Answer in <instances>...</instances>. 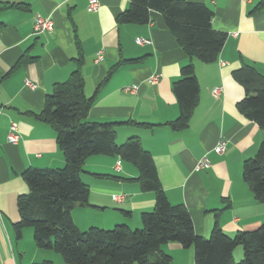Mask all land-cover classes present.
<instances>
[{"label":"crops","instance_id":"1","mask_svg":"<svg viewBox=\"0 0 264 264\" xmlns=\"http://www.w3.org/2000/svg\"><path fill=\"white\" fill-rule=\"evenodd\" d=\"M186 1L210 8L212 28L226 33L214 61L189 58L156 10L144 23L119 22L129 0H98L90 11L88 0H0V264H66L54 249L34 244L32 227L18 237L13 223L19 218L17 197L28 191L21 172L64 164L53 127L32 114L43 110L53 84L76 69L91 98L87 120L115 122L117 143L138 138L167 200L186 207L197 235L209 237L215 223L228 236L261 224L264 202L255 199L241 170L263 132L236 107L245 91L234 72L249 64L264 75V0ZM36 15L51 17L52 28L36 33ZM138 37L149 41L139 44ZM99 51L102 58L95 61ZM189 61L198 99L187 126L174 128L170 122L179 107L171 83ZM154 75L156 82L150 80ZM132 84L136 91L123 90ZM215 87L219 94L212 93ZM11 121L20 134L15 144L7 142ZM219 139L225 141L223 153L213 150ZM203 155L210 164L196 170ZM82 165L89 193L86 204L71 210L78 229L140 227V212L154 207V192L139 188L136 166L110 154L89 155ZM162 249L171 256L168 264H194L192 247L168 242ZM234 250L233 258L242 256Z\"/></svg>","mask_w":264,"mask_h":264},{"label":"trees","instance_id":"2","mask_svg":"<svg viewBox=\"0 0 264 264\" xmlns=\"http://www.w3.org/2000/svg\"><path fill=\"white\" fill-rule=\"evenodd\" d=\"M150 10L162 14L189 58L203 62L217 58L226 33L212 28L210 8L186 0H129L117 20L144 23L149 20ZM179 71L180 78L171 83L179 107L177 118L170 122L174 128L187 126L199 91L192 62ZM80 74L76 69L66 80L54 83L43 110L32 114L53 127L64 164L27 167L21 172L28 191L17 197L19 218L13 223L16 235L19 237L24 227H32L34 244L54 249L66 264H168L171 256L162 249L168 242L192 247L194 264H264V219L253 231L228 236L214 222L209 237L197 235L186 207L167 200L152 156L138 138L129 137L117 143L115 122L87 120L91 98L84 95ZM234 78L245 91L236 107L263 132L255 155L243 162L242 178L255 199L264 202V75L243 64L234 72ZM92 154L116 155L133 163L138 169L134 179L139 188L154 192L153 209L140 212V227L118 223L112 228L90 226L81 230L74 223L72 208L88 201L89 186L80 178V172L85 159ZM238 245L242 248V258L236 262L233 250ZM35 264H52V261Z\"/></svg>","mask_w":264,"mask_h":264},{"label":"built area","instance_id":"3","mask_svg":"<svg viewBox=\"0 0 264 264\" xmlns=\"http://www.w3.org/2000/svg\"><path fill=\"white\" fill-rule=\"evenodd\" d=\"M97 7H98V0H88V9H89V11L90 10H95V9H97ZM52 23L53 22H52L51 17L36 15L35 18H34V23H33L32 26L34 28V31L36 33H39V32L51 29L52 26H53ZM148 41H149L148 39H145V38H142V37L136 38V42L139 43V44L146 43ZM101 58H102V52L99 51L97 53V57H96L95 61L100 60ZM157 78H158V75H154V76L150 77V80L152 82H156ZM25 84L27 86H29L30 88H35V86H36L34 83H32L30 81H26ZM136 89H137V86L135 84L126 85L125 87H123L124 91L131 92V93L136 91ZM220 91H221L220 87H215L214 89H212V93L214 95L219 94ZM17 128H18L17 123L14 122V121H11L10 124H9V128H7L8 129L7 142H10L12 144L17 143V141L20 138L19 130ZM224 145H225V141L223 139H219L218 142L213 146V150L216 153H223L224 150H225V146ZM119 162L120 161L118 160L116 163L119 165ZM209 164L210 163H209L208 157L206 155H203L202 157L197 159V161L195 163V169L197 170V169H201V168L207 167V166H209ZM113 197L117 198L116 195H114Z\"/></svg>","mask_w":264,"mask_h":264},{"label":"rangeland","instance_id":"4","mask_svg":"<svg viewBox=\"0 0 264 264\" xmlns=\"http://www.w3.org/2000/svg\"><path fill=\"white\" fill-rule=\"evenodd\" d=\"M236 249H239L240 252L242 253L241 245L236 246V247H235V250H236ZM235 250H234V251H235ZM234 253H235V252H234ZM241 258H242V256H241V257H238V256L235 255V258H234L235 260H233V261L238 262V260H241Z\"/></svg>","mask_w":264,"mask_h":264}]
</instances>
